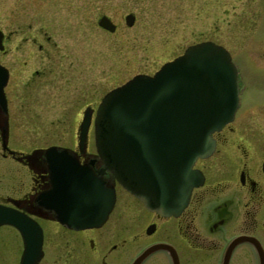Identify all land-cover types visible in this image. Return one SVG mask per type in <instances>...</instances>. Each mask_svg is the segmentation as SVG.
Listing matches in <instances>:
<instances>
[{
    "label": "flooded vegetation",
    "instance_id": "obj_1",
    "mask_svg": "<svg viewBox=\"0 0 264 264\" xmlns=\"http://www.w3.org/2000/svg\"><path fill=\"white\" fill-rule=\"evenodd\" d=\"M38 7L43 10H29L34 17L36 11L37 16L44 15L45 6ZM234 8L231 6L232 12ZM13 11L14 17L20 13L21 17H29L26 9ZM227 18L221 22L225 33L218 34L221 43L217 44L226 49L236 69L237 108L231 121L212 134L214 150L194 163L193 169L199 171L201 183L192 188L185 207L176 216L148 211L135 197L131 201L141 206L136 210V217L130 215L129 209L122 210L126 226L135 227V221H140L138 227L143 221L149 226L136 229L142 243L127 264L158 243L169 247L148 252L140 264H157L160 256L166 258L165 264H170L169 256L172 255L178 264H264V83H260L264 79V0H260L259 5L254 3L252 8H240L238 13ZM13 21L18 24L15 29L19 28L22 33L18 38L39 52L45 50L43 39L50 37L46 35L44 24L30 30L27 36L24 28L28 23L19 19ZM15 29L4 31L0 28V66L5 70L1 69L5 78L0 89V206L12 210L20 219L18 226H0V264H22L29 257L37 259L33 264H109L104 259L113 250L98 254L92 238L87 236L97 232L95 238L101 245L111 232L99 231L101 227L74 230L63 226L44 197L51 190V155L45 152L51 147L55 152L66 150L70 159L94 174L99 173L101 159L95 155L92 142V151H88L86 145L94 130L89 132L88 129V138L81 149L75 127L73 147L33 146V135L50 136L51 125L39 114V101L26 99L22 91L29 88V78L32 81L31 76H36L38 71L33 70L31 74L28 71L31 62L27 60H23V67L18 69L10 61L15 48L10 43L11 35L19 32ZM19 71L23 75H19ZM1 77L2 73L0 81ZM67 81L59 85L58 91L74 98L76 86L69 79ZM18 88L22 91L21 99L15 96ZM94 111L95 108L91 122ZM55 130L57 127L52 132ZM102 178L108 183L112 179L108 173ZM119 188L114 184V207ZM33 221L39 226V249L35 255L28 249L24 251L20 232L24 228L31 233L26 242L34 246L37 237L33 236L34 228L28 227ZM111 246L117 248L113 243ZM109 262L118 264L112 259Z\"/></svg>",
    "mask_w": 264,
    "mask_h": 264
},
{
    "label": "water",
    "instance_id": "obj_2",
    "mask_svg": "<svg viewBox=\"0 0 264 264\" xmlns=\"http://www.w3.org/2000/svg\"><path fill=\"white\" fill-rule=\"evenodd\" d=\"M124 18L131 26L133 15ZM97 24L114 30L105 16ZM236 106L235 68L226 51L210 41L190 45L152 75H135L103 95L93 120L96 153L118 184L148 210L175 215L186 204L191 188L200 183L191 169L193 162L212 151L210 135L232 118ZM88 116L84 112L79 149ZM49 152L52 158L53 151ZM61 155L51 160V190L45 195L49 208L68 228L99 227L113 206V186L106 187L92 171ZM17 221L15 213L0 206V225H16ZM21 235L24 241L32 236L24 228ZM33 236L37 237L34 246L25 241L30 254L39 249L38 232L34 230ZM163 247L158 244L144 250L131 264H139L150 250ZM25 259L22 264L37 260Z\"/></svg>",
    "mask_w": 264,
    "mask_h": 264
},
{
    "label": "rangeland",
    "instance_id": "obj_3",
    "mask_svg": "<svg viewBox=\"0 0 264 264\" xmlns=\"http://www.w3.org/2000/svg\"><path fill=\"white\" fill-rule=\"evenodd\" d=\"M259 2L260 0H0L2 30H14L18 24L13 20L19 19L28 23L25 24L28 27L24 28L27 36L30 30L44 24L47 27L44 29L47 31L46 35L50 37L49 40L44 37L45 50L42 52L17 37L21 33L19 28L15 29L19 32L13 33L10 40L11 46L15 47V59L10 60L14 62L15 68H22V61L27 60L31 62L28 71L31 74L34 73L33 70L38 71L36 76H31L32 81L29 78V88H23L22 91L26 99L39 101V114L51 125L50 136L33 135V146L57 144L73 147L74 127L77 131L83 112L90 110V107L93 111L106 91L136 73H152L162 63L180 54L188 45L203 40L221 43L218 34L222 36L225 33L221 22L238 13L240 8H252L254 3L259 5ZM37 5L45 6L46 12L44 10V15L37 16L36 11L34 17L32 9L43 10ZM231 6H235V12L231 11ZM22 9H26L29 17L19 16L22 13L17 15L20 18L12 16L13 10ZM128 14L134 16L133 24L129 27L125 26L124 21V16ZM102 16L116 25L114 32L110 33L97 25L96 21ZM239 61L242 62L240 58ZM19 75L23 74L19 71ZM67 79L76 86L74 98L71 94L66 97L64 92L58 91L59 85H64L65 81L68 83ZM260 83H264V79ZM21 92L18 88L15 93L18 99H21ZM65 101L69 104H65ZM55 127V131H58L56 136L55 131L52 132ZM90 140L89 135L86 144L88 151H92L93 146L90 145ZM132 197L121 188L118 189L115 207L99 229L111 232L101 245L100 240L95 238L97 232L87 236L92 238L98 254L110 248L113 250L104 259L105 263L111 264L109 260L112 259L115 263L127 264L142 243L136 229L149 227L147 221H143L139 227L140 221H135V227L132 228L124 224L126 220L122 215L123 209H129L130 215L135 217L136 210L141 209L140 204L131 201ZM112 243L117 248L113 249ZM156 261L157 264H165L166 258L160 256Z\"/></svg>",
    "mask_w": 264,
    "mask_h": 264
},
{
    "label": "bare ground",
    "instance_id": "obj_4",
    "mask_svg": "<svg viewBox=\"0 0 264 264\" xmlns=\"http://www.w3.org/2000/svg\"><path fill=\"white\" fill-rule=\"evenodd\" d=\"M124 19H125V18H124ZM124 21H125V20H124ZM110 22H111V21H110ZM111 23H112V22H111ZM112 24H113V23H112ZM113 26H114V30H115V28H116V25H115V24H113ZM125 26H126V24H125ZM3 84H4V83H3ZM3 84H2V86H3ZM2 86H1V87H2ZM1 87H0V89H1ZM90 119H92V116L90 117ZM87 133H88V132H86V134H85V138H86V135H87ZM91 142H92V144H93V139H92V141H91ZM196 161H197V159L195 160V162H196ZM195 162H193V164H192V165H194V163H195ZM192 169H193V168H192ZM193 170H194V169H193ZM194 171H195V172H198V171H196V170H194ZM107 216H108V215H107Z\"/></svg>",
    "mask_w": 264,
    "mask_h": 264
}]
</instances>
